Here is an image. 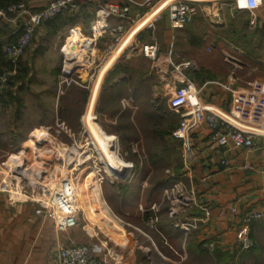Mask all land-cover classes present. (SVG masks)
Masks as SVG:
<instances>
[{
	"label": "crops",
	"instance_id": "1",
	"mask_svg": "<svg viewBox=\"0 0 264 264\" xmlns=\"http://www.w3.org/2000/svg\"><path fill=\"white\" fill-rule=\"evenodd\" d=\"M220 1L223 2L220 14L217 10L214 15L218 18L215 24L219 27L215 28L214 43L210 46L219 51V58L213 66L198 65L195 72L175 74V63L188 59L175 62L178 55L174 44L176 36L195 21L202 9L184 28H173L169 14L165 12L152 27H143L132 37L138 46L159 42L161 52L157 59L145 57L135 47H127L112 57L109 50L111 36L104 35L97 41L95 48L100 56L97 60L100 65L105 63L100 97L103 88H107L109 95L98 113L107 123L112 122L107 127L114 129L112 135L119 141L124 140L128 128L139 127L133 115H127L130 103L134 105L133 113H141L135 116L140 120H143V114L146 117L159 108L164 112L173 110L172 90L167 91L166 86L171 85L172 88L176 76L195 81L202 103L226 110L231 107L234 92L249 88L255 80H264V75H257L253 67L264 65V0L263 6L253 11L234 9L231 0ZM110 2L123 3L124 0ZM12 4H22L31 12H39L47 6L48 0H0L2 8ZM77 4L76 9L38 27L16 67L7 60L4 47L7 42L16 40L21 32V12L0 16V74L13 70L7 84L0 87L1 158L24 145L36 129H57L66 125L78 129L81 125L90 96L88 98L85 90L86 82L79 83L74 74L63 72L66 60L64 47L73 27L80 29L84 37H90L100 0H78ZM145 10L146 6H132L127 17H113L110 23L112 26L124 24L129 27L133 19ZM107 60L111 61L108 67ZM110 115L114 121L107 119ZM179 123L167 129L173 141L180 145L178 163L175 164L172 152L167 158L169 166L162 176L166 186L176 184L190 195L185 204L198 216L182 215L173 219L189 225L188 230L177 228L179 224L175 226L176 230L174 227L166 229L167 238L177 241L175 247L171 244L161 248L140 245L127 253L118 246V251L130 256L133 264H264V217L250 225L251 249L244 250L238 239L246 215L251 211L264 213V136L255 137V147L251 150L228 152L212 143L210 130L202 125L192 133L195 160L186 164L181 153L182 141L173 136ZM139 139L136 141L140 142ZM224 159L227 161L225 164L222 163ZM118 162L122 163V160L110 150L105 153L102 164L108 174L114 175ZM145 175L148 179L149 173L140 172V176ZM95 176L94 168H84L77 185L85 213L93 224L104 225L115 240L126 245L130 237L120 225L122 221L118 218L117 223L112 218L114 213L110 207L114 206L110 199L109 210L105 207L102 188ZM88 178L93 180L92 184ZM148 185V181L140 179L134 191L136 194L142 192ZM127 191L129 195L131 190ZM37 208L34 202L0 191V264H57L56 253L62 246L85 243L97 248L104 241L99 234L89 233L80 223L72 229L58 231L49 218L36 213ZM88 229L93 232L94 227ZM96 252L100 254V251ZM108 264L114 263L110 261Z\"/></svg>",
	"mask_w": 264,
	"mask_h": 264
},
{
	"label": "built area",
	"instance_id": "2",
	"mask_svg": "<svg viewBox=\"0 0 264 264\" xmlns=\"http://www.w3.org/2000/svg\"><path fill=\"white\" fill-rule=\"evenodd\" d=\"M77 1L48 0L47 6L39 12H31L22 4H12L7 8L0 7L1 17H6L9 13L21 12V32L17 35L16 40L7 42L4 49L5 55L14 67L18 65L38 27L66 11L76 9ZM205 1L211 0H124L123 3L100 0V7L93 21L90 37H84L80 29L73 27L70 29L69 38L78 34L90 45V51L87 53L90 66H94L97 62L95 44L104 35L111 36L112 40L109 45L111 56L117 49L119 51L122 48L120 51L122 52L127 47H135L139 48L145 57L157 59L161 52L160 43L156 41L138 46L132 41V38L130 39V32L148 15H151V18L144 20L139 26L152 27L153 23L165 12H168L173 28H184L198 14L200 4ZM244 2L241 5L251 11L263 6L262 0H244ZM135 5L146 6V10L144 13L138 14L129 27L124 24L111 25L110 20L113 17H127L132 6ZM78 43L80 44V42ZM67 44L68 42L64 47L66 60L63 72L71 75L80 65L75 66L72 71L66 70L67 62L77 61L76 58L69 57L72 55V50L66 49ZM94 50L96 54L93 53ZM176 70L179 75L186 71L195 72L198 70V65L193 60H187L179 63ZM7 81L6 76H0V87L4 86L3 84ZM174 87V99L171 102L173 108L183 106V104L193 105L185 108L186 110L181 114L179 125L173 131V136L182 141L181 153L186 164H191L195 160L196 152L192 133L202 125L210 130L212 143L228 152L234 149L251 150L255 147V137L264 136V80H255L249 85V88L234 92L231 107L227 110L202 103L199 98L198 86L189 77L176 76ZM94 118L98 122V116L95 113ZM82 121L85 127L84 116ZM45 129L51 130L50 128ZM61 129L64 127H58L56 133L60 134ZM117 141L119 142L118 137ZM80 148L84 157L87 156L85 162L93 157V153L87 146ZM118 153L121 156L119 151ZM62 160L65 161L61 157V162L49 169L46 168L44 162L38 164L37 167L36 164H29V159L26 157L23 161H18L12 166H8L6 162L4 163L5 171L0 170V191L18 199L36 203L38 205L36 213L49 218L58 231L72 229L80 223V220H85V217H82L85 208L80 195H78L77 187L81 171L76 168L67 170ZM127 162L129 168L124 178L135 173L133 171L136 168L133 162ZM222 163L225 164L227 161L224 159ZM103 167L106 171L105 166ZM110 176L119 178L115 175ZM263 217L264 213L254 211L246 215L245 223L238 233V239L244 250H249L253 246L250 235L251 223ZM182 228L189 229L188 226H182ZM96 251H100V254ZM56 261L57 264H108L110 261L114 264H133L130 256L121 254L117 247L110 246L107 241H101L97 248L85 243L62 246L57 250Z\"/></svg>",
	"mask_w": 264,
	"mask_h": 264
},
{
	"label": "rangeland",
	"instance_id": "3",
	"mask_svg": "<svg viewBox=\"0 0 264 264\" xmlns=\"http://www.w3.org/2000/svg\"><path fill=\"white\" fill-rule=\"evenodd\" d=\"M231 1L232 6L235 7L234 9L237 8L245 11L248 10L247 8H244L243 5H241L245 3L243 0ZM222 3V1L211 0L200 4L202 13H199L195 21L188 24L186 28L180 32L178 36H176L174 51L177 53L178 57L176 58L175 62L188 59L195 61L199 66H201V64L212 66L215 65L214 63L219 58L217 55L219 51L214 49V47L211 48L210 46L214 43L215 28L219 27L217 24H215V20L218 18H216L214 15L217 10V13L220 14L219 9H221L223 5ZM205 8H207V12L205 11ZM96 57L97 59H100L99 55ZM6 58L9 63L12 64L7 56ZM175 64L177 66L178 63ZM104 66L105 64L100 65L99 61L97 60L94 66H90L89 63L85 66L80 65L74 70V77L78 79V82H86L87 87L85 90H87L88 98L90 96L88 104L89 107L87 111L83 112L86 128L84 127L82 116L81 125L78 129L69 128V126L66 125L63 126L64 129H61L60 134L56 133L57 129H46L47 135L50 137L49 141L44 140L40 143H37L38 148L35 150L31 148L24 149L26 143L28 144L27 141L24 145H21L11 153L6 154L2 158L0 157V170L5 171L6 166L4 163L7 162V165L9 166L10 161L12 162L15 159L13 158L14 156L17 157V155H19L21 152L24 153L25 151L27 152L29 164L33 163L38 165L41 162H44L46 163V168H52V166L61 162V157H64L61 155L62 150L70 149V153L74 156V159L71 162V160L68 161V158L64 157L63 159H65L66 162L64 160L62 161L65 163V167L67 170H73L76 168L81 172L84 168L88 167L95 169L97 174L95 177H98V183L102 188L101 193L103 203L109 210L107 206H109L108 200L110 199L112 206H114V209L109 206L114 213V215L111 214V216L117 223L118 218L122 221V224L120 225L126 229L130 237V241L128 244L123 245L119 241L115 240L106 230V228H101V226L93 224L86 213H83L82 215V217H85V220L82 219L80 221L82 227L86 226L87 231L91 234H99L100 237L105 242L107 241L110 246H120V248L123 247L127 253L138 248L140 245L144 247L154 246L161 248L162 246L171 244L175 247V243L177 241L167 238L168 236L166 229L168 227L170 230L173 227V229H175V226L178 224L180 227L177 228L179 229L182 226H189L187 224L183 225L182 222L178 223L179 220L177 221L173 219H175L177 216L183 217L182 215L198 216V213L190 207L188 210L185 204L186 201H188L187 199L190 195L180 186H175L176 184H173L172 186H166L167 183H165L166 181H164L162 176L163 172L169 166V161L167 160L168 156L174 152V161L176 164L178 163L177 153L180 151V145L173 141L172 136L167 133V129L181 120L180 115L186 110L185 108L192 107L193 105L189 106L190 104H183V106H177L176 108H173V110L170 112H164L159 108L156 113L153 112L151 115L147 114L146 117H144L143 114V120H140V117L138 118L135 116H139L141 113H133L135 111L134 105L133 103H130V112L128 111L127 115L130 116L132 114L136 123L139 122V127L128 128L125 132L126 137L124 140L120 139L118 142L117 136L112 135L111 132L114 129L107 127V125L110 126L112 122L107 123L105 120H103L104 117L98 113L100 105L105 104V97L106 99H109V95L107 96L106 91L107 88H103V93L100 97V90L103 86V80L105 77L103 75ZM253 67L256 68L254 72L257 75H264V65L257 64L253 65ZM90 68H92V73H90ZM12 73L13 70L7 71L5 73L3 72L0 74V76L4 75L9 80ZM175 74H177V71ZM6 84L7 83L5 82L3 85L5 86ZM107 86L108 85H106V87ZM166 89L167 91L169 90V92L170 89L172 90V99H174V85H172V88L171 85L170 87L166 86ZM77 96L81 97V95ZM95 110L96 115L98 116V122L94 118ZM110 116L107 117V119L111 118L109 120L114 121L112 115ZM137 133H139V136ZM131 136L133 139H131ZM135 137L141 138L139 139L140 142L136 141L137 138L134 139ZM91 143L94 145V147ZM84 146H87L88 149H90L93 153V157L91 159L89 158V160L86 162L85 157L87 156L84 157L82 149L80 148ZM43 149H48L47 151H49L50 154H46V156L45 154H42L41 151ZM110 150L114 153L117 159L122 160V163L118 162V164L115 166L118 170H114L113 173L119 178L110 176L105 171L103 167L104 164H102L105 153ZM118 151L120 152L121 156H119ZM126 160L133 162L136 168L135 171H133L135 173H132L131 176L124 178L125 176L123 175L128 172L129 168V164ZM141 171H143V173H149L148 179H145L146 175L144 177L140 176ZM87 177L88 176H86L85 181ZM140 179L142 181H148L149 185L142 192L140 191L136 194L134 191L136 189L135 185L137 182L140 183ZM92 181L93 180L91 179L89 182L92 184ZM127 189L131 190L129 195ZM125 195H127V197H125ZM186 210H188V213ZM183 211H185L184 214H182ZM90 226L94 227L93 232L88 229ZM158 237H160V239ZM162 241L165 242V244H163Z\"/></svg>",
	"mask_w": 264,
	"mask_h": 264
},
{
	"label": "bare ground",
	"instance_id": "4",
	"mask_svg": "<svg viewBox=\"0 0 264 264\" xmlns=\"http://www.w3.org/2000/svg\"><path fill=\"white\" fill-rule=\"evenodd\" d=\"M151 18V15H148L146 18H144L143 20L140 21L139 25H142V23L144 22V20H149ZM137 26L134 30H132L130 32V39L143 27V26ZM80 42V44L78 43ZM71 49L72 50V55H69V57L71 59H77V61L75 62H67V65H66V70H70L72 71V69L77 66V65H87L89 64L90 62L88 61V58H87V53L88 51H90V45L88 43H86L81 37L80 35L78 34H74L73 36H71L68 40V44L66 46V49ZM122 49V48H121ZM121 49L118 51V49L113 53L112 57H116L117 55H119L121 52ZM96 54V51L94 50V52ZM106 67H108L110 65V60H107L106 61ZM44 140H50V137L47 135V131L46 129L44 128H39V129H36L33 133H32V136H31V139L28 140V144L26 143V146L24 147V149H28V148H31V149H36L38 148L37 147V143H40L41 141H44ZM53 142V141H52ZM46 150V149H45ZM44 149L41 151L42 154H48L50 153L49 151H45ZM26 152V151H25ZM20 153L19 155L14 156L13 158H15L12 162L10 161L9 165L12 166L14 163L18 162V161H23L24 159H26L27 157V152L26 153ZM29 153V152H28ZM40 153V154H41ZM41 154V155H42ZM61 155L68 158V161L74 159V156L70 153V149H65V150H62L61 152ZM44 156V155H43ZM63 157V158H64ZM20 163V162H19ZM39 163V162H38ZM40 165V164H39ZM36 166H38L36 164ZM123 176H126V174H124ZM96 225H99L101 226V228H104V225H101V224H96Z\"/></svg>",
	"mask_w": 264,
	"mask_h": 264
}]
</instances>
